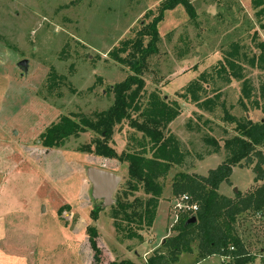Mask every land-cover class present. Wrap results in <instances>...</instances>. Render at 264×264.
Listing matches in <instances>:
<instances>
[{"label":"rangeland","instance_id":"obj_1","mask_svg":"<svg viewBox=\"0 0 264 264\" xmlns=\"http://www.w3.org/2000/svg\"><path fill=\"white\" fill-rule=\"evenodd\" d=\"M163 1L0 0V264H110L122 260L145 264V256L173 235V208L180 198L171 196L174 176L185 170L206 175L223 161L222 152L206 155L207 148L195 132L198 116L201 131L207 130L202 127L206 113L181 94L200 75L213 76L235 43L253 53L255 45L264 42V18L250 0H189L193 19L178 5L166 11L158 24V52L148 58L143 73L146 95L155 91L185 105L169 131L189 153L186 165L168 173L156 219L150 230L141 232L140 242L124 240L114 231L110 207L99 210L96 219L91 217L100 202L90 197L87 167L111 170L119 176L116 191L126 180V166L86 151L97 135L82 133L58 149L41 146L40 134L62 116L92 117L112 104L113 95L105 89L121 82L128 68L122 63L125 54L114 59L109 53L123 40L135 38L157 15ZM21 60L28 61L24 76L17 68ZM258 74L245 70L253 84ZM53 75L58 78L55 82ZM218 83L212 86L209 80L207 96L220 88V101L241 118V81ZM247 115L253 122L264 119L259 110L249 109ZM213 128L214 132H208L219 139L220 128ZM126 137L124 126L115 127L110 144L117 154L126 150ZM196 154L204 158L199 160ZM254 176L252 167L234 168L231 184H221L220 193L229 197L234 189L246 193L256 185ZM263 182L264 177L258 183ZM18 202L24 203L25 212H13ZM87 228H94L95 237ZM236 231L248 251L257 256L254 264H264L260 260L264 216L245 213L238 219ZM175 264L225 263L217 256L198 259L193 243L191 252L182 254Z\"/></svg>","mask_w":264,"mask_h":264},{"label":"trees","instance_id":"obj_2","mask_svg":"<svg viewBox=\"0 0 264 264\" xmlns=\"http://www.w3.org/2000/svg\"><path fill=\"white\" fill-rule=\"evenodd\" d=\"M257 14L264 18V0H250ZM182 6L191 19L194 9L189 0H164L152 21L143 26L133 39L123 40L109 54L114 59L125 54L122 63L128 68L125 78L106 87L113 95L112 104L92 117L62 116L55 124L46 127L40 134L41 146L58 149L82 133H93L98 137L86 148L95 157L117 160L126 166V180L115 193L111 208L114 231L124 240H142L141 232L150 230L156 219L162 198L164 182L175 167L182 168L188 153L169 131L170 125L185 108L177 100H169L155 91L146 95L143 73L147 60L158 52V24L166 11ZM264 29V22L261 25ZM147 43L145 44V40ZM255 51H258L256 54ZM255 51L235 43L231 51L214 69L213 76L202 74L190 82L181 94L195 108L206 113L202 132L198 116L196 134L205 147L207 156L223 154V161L206 175L178 172L171 183L172 199L187 195L197 206L196 222L186 225L189 216L178 214L171 228L173 235L166 237L158 249L145 259V264H175L182 254L191 252L196 243V257L205 259L217 256L225 264H254L257 256L248 251L236 231L238 219L245 213L264 216V119L253 122L248 118L249 109L264 113V42L255 45ZM259 72L256 84L246 78L245 70ZM51 80H58L51 76ZM61 80V79H60ZM209 80L215 84L241 81L238 100L244 115L235 117L224 101H220V88L212 97L207 96ZM124 126L129 143L126 150L117 154L110 144L115 127ZM213 126L221 130L220 140L209 132ZM232 127V129H230ZM129 131V132H128ZM209 131V132H208ZM226 136H228L226 138ZM93 146V149L91 150ZM201 160L204 155L196 154ZM188 166H191L188 165ZM252 167L255 184L246 193L236 192L233 197L220 193L221 184H228L234 168ZM258 183V184H257ZM142 196L137 197L135 194ZM133 197V200H128ZM99 204L94 206L91 217L96 219ZM95 237L94 228H87ZM264 260V251L260 256ZM110 264H134L127 260Z\"/></svg>","mask_w":264,"mask_h":264},{"label":"water","instance_id":"obj_3","mask_svg":"<svg viewBox=\"0 0 264 264\" xmlns=\"http://www.w3.org/2000/svg\"><path fill=\"white\" fill-rule=\"evenodd\" d=\"M17 68L20 69V76H24L28 71V61L21 60L17 63ZM86 178L90 183V197L93 201H99V207L105 209L111 207L114 204L113 195L121 181V178L111 171H107L97 167H87ZM237 190L234 189V193ZM44 211V209H43ZM196 222L195 216H190L185 224H193Z\"/></svg>","mask_w":264,"mask_h":264},{"label":"built area","instance_id":"obj_4","mask_svg":"<svg viewBox=\"0 0 264 264\" xmlns=\"http://www.w3.org/2000/svg\"><path fill=\"white\" fill-rule=\"evenodd\" d=\"M175 213V222L177 221L178 214H185L187 216H192L197 211V206L190 201V197L187 195H182L173 208Z\"/></svg>","mask_w":264,"mask_h":264},{"label":"crops","instance_id":"obj_5","mask_svg":"<svg viewBox=\"0 0 264 264\" xmlns=\"http://www.w3.org/2000/svg\"><path fill=\"white\" fill-rule=\"evenodd\" d=\"M99 158V157H98ZM108 171V170H107ZM109 171H111V170H109ZM112 172V171H111ZM18 197V196H17ZM44 198V197H43ZM20 201H22V199H20ZM25 205H24V203H20V202H18L17 203V205L14 207V209H12L13 210V212H17V213H21V212H25V207H24ZM44 212V211H43ZM6 247H8V244H6L5 245ZM149 256V254L148 255H146L145 256V259L147 258ZM145 261V260H144Z\"/></svg>","mask_w":264,"mask_h":264}]
</instances>
